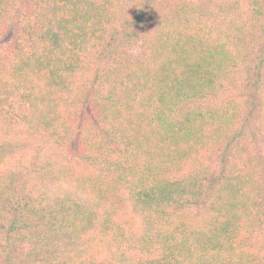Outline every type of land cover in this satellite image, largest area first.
<instances>
[{
	"label": "trees",
	"instance_id": "trees-1",
	"mask_svg": "<svg viewBox=\"0 0 264 264\" xmlns=\"http://www.w3.org/2000/svg\"><path fill=\"white\" fill-rule=\"evenodd\" d=\"M10 30L0 264H264V0H0Z\"/></svg>",
	"mask_w": 264,
	"mask_h": 264
},
{
	"label": "rangeland",
	"instance_id": "rangeland-1",
	"mask_svg": "<svg viewBox=\"0 0 264 264\" xmlns=\"http://www.w3.org/2000/svg\"><path fill=\"white\" fill-rule=\"evenodd\" d=\"M27 9V6L24 4V6H22L21 10L22 12H25V10ZM15 34V30H10L7 31L4 36L0 39V53L3 52H7L8 49H10V45L13 42L14 39V35ZM138 44H135L132 48V51L134 53H138ZM3 106L5 108H7V106L5 104H3ZM6 115V114H5ZM243 117L245 118V121L247 123L245 132H246V140L247 142L250 143V145L254 146L255 151L257 153L260 152V149L262 148V146L264 145V113L260 111V109H256L255 111H252V113H248L246 110L243 113ZM0 134H4V135H10V136H16V134L18 135L19 133L16 131V128H12L11 125L9 124V121L7 119V115L5 116V118L0 119ZM28 154H27V159H23L21 157H17V159L12 160V164H15V168L20 169L23 168L24 171H26L27 166H29L31 164V162L35 159L33 152H31L30 149L27 150ZM219 153V150H218ZM218 155L217 157L214 159V163H215V167H217L218 165ZM32 159V160H31ZM31 160V162H29ZM113 247L115 248V242L114 241H109L108 244L106 245V247L101 248V252H100V257H110Z\"/></svg>",
	"mask_w": 264,
	"mask_h": 264
}]
</instances>
